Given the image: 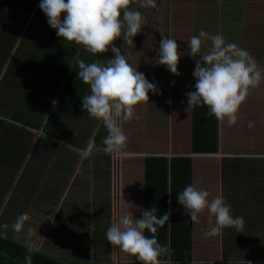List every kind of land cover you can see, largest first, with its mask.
I'll use <instances>...</instances> for the list:
<instances>
[{"label":"crops","instance_id":"0c3cea01","mask_svg":"<svg viewBox=\"0 0 264 264\" xmlns=\"http://www.w3.org/2000/svg\"><path fill=\"white\" fill-rule=\"evenodd\" d=\"M22 3L0 0V229L65 259L57 254L59 248H54L68 246L59 244L67 240L61 234L77 237L91 233L97 235L98 243L106 242L104 226L111 223L113 211L140 218L143 210L156 208L157 215L170 213L169 222L155 233L157 239L171 245L174 236L189 235L194 249L197 237L210 238L204 235L210 217L204 211L195 225L185 222L187 212L178 203L177 194L186 185L195 184L210 193L209 199L223 194L232 214L245 221L242 231L226 227L218 236L223 260L217 261L251 259L244 257V252L263 259L264 82L249 90L234 125L209 116L206 106L189 107L185 93L195 85V58L187 44L202 28L213 35L221 33L264 66V0H155L154 7H141L134 0L130 9L145 12L143 19L151 20L144 25L139 41L136 35L133 46L129 45L132 52L127 59L157 91L149 92L148 101L136 106L139 119L122 122V129H128V155L101 150L83 160L78 144L87 146L86 141L95 138V118L81 108L90 86L78 78L76 67L81 60L102 59H91L82 45L58 37L49 24L34 28V36L28 34ZM152 23L159 24V33L177 40L181 56L178 74L156 63L159 47L148 42L149 35L154 36L150 33ZM156 37L161 39L159 34ZM117 39L114 44L119 47ZM147 45L152 46L147 50L157 48V56L147 58L143 51ZM210 46L207 41L202 50ZM64 62L68 70L63 68ZM96 122L100 129L102 123ZM75 130L82 136H74ZM104 137L93 141L99 147ZM126 158L131 168L135 165L138 169L127 173L130 181L124 198L121 162ZM92 193L99 197L87 203L83 197ZM59 211L67 219L62 229L54 222ZM22 213L29 219L16 230L12 225ZM105 218L110 223L104 222ZM211 219L214 222V217ZM45 221L51 225L49 232L60 235L37 247L30 241L40 231L34 228ZM93 258L90 261L96 262Z\"/></svg>","mask_w":264,"mask_h":264},{"label":"clouds","instance_id":"9594fccd","mask_svg":"<svg viewBox=\"0 0 264 264\" xmlns=\"http://www.w3.org/2000/svg\"><path fill=\"white\" fill-rule=\"evenodd\" d=\"M128 5L129 0H40L39 3L49 26L56 30L58 37L83 45L91 54L105 53L109 48L114 53V57L107 60L91 63L81 60L78 64V78L90 86V94L82 98L81 108L107 130L101 146L90 141L80 150L82 160L101 150L128 155L124 151L127 136L122 122L139 119L136 106L148 101L149 92L157 91L156 85L134 68L113 43L123 34L129 37L128 43L131 44L133 38L142 32L144 21L141 12L130 9ZM149 6L154 7L155 0H141V7ZM160 36L156 63L178 74L181 56L177 40L164 32H160ZM207 41L211 42V46L203 51L202 46ZM187 48L190 56L195 58L194 90L185 93L188 106H206L209 116L226 120L229 125L236 124L239 108L249 90L264 82V66L259 65L246 49L227 41L221 33L213 35L203 28L198 35L190 38ZM209 196L207 190L195 184L186 185L177 194L178 203L187 212L185 222L195 225L200 214L207 211L210 219L204 232L206 237L221 236L226 227L242 231L244 218L232 214V206L223 194L212 199ZM157 211L156 208L145 209L140 218L113 211L105 233L107 241L135 257L139 264H170V260L161 259L170 256V249L161 245L155 236L158 228L169 222L170 213L157 215ZM28 219V214L22 213L12 227L19 230ZM146 232L153 235H146Z\"/></svg>","mask_w":264,"mask_h":264},{"label":"rangeland","instance_id":"374dc122","mask_svg":"<svg viewBox=\"0 0 264 264\" xmlns=\"http://www.w3.org/2000/svg\"><path fill=\"white\" fill-rule=\"evenodd\" d=\"M137 1H138V3H141V0H137ZM22 2H23L22 4L25 6V15H26V20L28 22L27 25L25 26V31L30 30V32L28 34H33V36H34L36 34V31H35L36 29L35 30H33V29L37 28L38 25H39V28L44 26V24L46 26H48L47 17L39 7L40 0H22ZM143 13H144V16L147 15L145 12H143ZM143 13H141V14H143ZM150 20H151V18H149V17L146 20L143 19V21H144V23L142 25L143 30L145 27L144 25L147 22H149ZM158 29H160L159 24H153L152 23V28L150 30V33L154 32V36L149 35V37H148L149 38L148 42H151L152 46H158L159 47L160 37L159 38L156 37V35H158V34L160 35ZM139 34L140 33L137 34L138 40L135 39L136 41H139V37L141 36ZM128 40H129V37L124 36L123 34H122V37H119V45H120L119 48L121 49V53L125 54L126 57H128L129 54L132 52V50L130 51V48H129L130 44L128 43ZM29 41H30V39L24 40V42H26V43ZM117 42H118V39H117ZM133 44H134V38H133V43H131V45L133 46ZM149 46H151V45H147V48L144 46L143 51H145L147 53V58L148 57L154 58L155 56H157L156 55V49L157 48L147 50L149 48ZM22 50H24V49H22ZM158 50L159 49H157V51ZM90 57H91V59L94 58L92 56H90ZM108 57H109L108 59L113 58L114 53H111L110 56H108ZM63 65H64L63 68H65L66 70L69 69L67 62H64ZM76 70H77V72L79 71L78 66L76 67ZM57 75H60V74H57ZM18 105L21 107L22 102L18 101ZM26 105H27V102H26ZM96 121L97 120L95 119L92 122V126H94L92 129V133L94 134L95 138H100L102 136H106L107 130L103 126V124H101L100 129H96V125H97ZM122 126L125 127L123 124H122ZM123 131L125 132L126 135H128V129L127 128L123 129ZM75 133H76V135H74V136H82L80 130H75ZM95 138L91 139V140L88 139L86 141L87 142L86 145H88V143L90 141L95 140ZM100 142L102 143V141H99V144H100ZM78 147H79L78 150H80L82 148H85L86 146L82 147V145L78 144ZM124 151L128 152L127 147H125ZM96 152L97 151H94L93 153L95 154ZM115 153L118 154L120 152H114L113 154H115ZM123 157H125V155ZM121 164H122V171L124 172L123 176H125L124 179H122V182H124L123 186H122V189L124 190L123 197L125 198L126 191L128 189V182L130 181L127 177V173L130 170L138 169V167L135 168V165H134L133 168H131L129 165V160L127 158L122 159ZM122 189H121V192H123ZM72 194H75V193L72 192ZM98 197L99 196L97 194L92 193L91 195H89L87 197H83V199L88 203L89 199L91 201H94V200H97ZM121 201H122V199H121ZM61 213H64V212L59 211V213L55 217L56 220L54 222L57 223V225L55 226L56 228L61 227V229H62V227H63V225L67 219L63 218V215ZM105 214L108 215L109 213L105 212ZM108 220L110 223V219H107V218L104 219V222H107ZM38 226L35 227L34 230L35 231L40 230V231L36 234H33L32 239H34V241H30L37 247H39L41 244H44V241L52 239L54 236L60 235L59 232L56 235H53L52 232H49L51 230V228H50L51 225H49L47 223V221L44 222V225L41 222V225H38ZM106 226H107L106 229H108L110 224L109 225L106 224L104 227H106ZM89 230H92L91 226L89 227ZM104 235H105V233H104ZM60 236L62 238L66 237L67 240L63 241V240L58 239V240H60L59 244L64 245V243L66 242L68 246L64 247V248H61V247H54V248H59V250L57 251V254L59 256L64 257V258H69V255L71 256V258L72 257L74 258L77 256H79V257L83 256V258L86 261L87 260L90 261L91 259H94L93 257L95 256V260L99 261V263H101L100 262L101 260H105L104 262H102L103 264H123L125 262H130V261L138 263V261H136L135 257L130 256L126 253L123 256H121L122 251H120L117 246L111 245L108 241H106V242L102 241V242L98 243L96 241V238H97L96 234L92 235L91 233H88V234H82L81 236H77V237H72L71 234H61ZM79 237H81V238H79ZM231 243H233V242H231ZM240 244H241V246H244V243H240ZM240 244H238V245H240ZM44 249H47L49 251L51 250L50 248H47V247H45ZM221 252H222V241H220L219 237H210V238H207L206 240H204L200 237H197L195 239L193 256H194V259L196 261L214 262V261H217L220 259L223 260L221 258ZM122 253H124V252H122ZM100 254H103V256L97 257ZM244 257L258 258L259 259V255L256 253L251 255L250 253L246 254L244 252ZM262 260H264V258ZM97 261L94 263H97Z\"/></svg>","mask_w":264,"mask_h":264},{"label":"trees","instance_id":"16d2710c","mask_svg":"<svg viewBox=\"0 0 264 264\" xmlns=\"http://www.w3.org/2000/svg\"><path fill=\"white\" fill-rule=\"evenodd\" d=\"M134 0H129L128 7L130 8ZM116 41V40H115ZM113 41V43H115ZM82 51L87 55L98 59H105L110 48L105 53L91 54L87 52L82 45ZM1 196L0 193V198ZM2 206V198L0 199V208ZM191 235V234H190ZM173 243H168L163 239L158 240L161 245H165L170 249V256H163L161 259L170 260V264H264L262 258H251V259H225V261H214V262H200L196 261L193 257V241L192 236L177 237L174 236ZM0 264H103L94 263L89 260L83 259V256L60 259L52 256L42 249L33 247L32 245L25 243L15 237L14 234L0 229ZM126 264V263H124ZM130 264V263H127ZM139 264V263H136Z\"/></svg>","mask_w":264,"mask_h":264}]
</instances>
